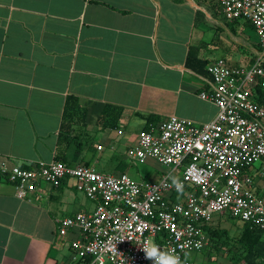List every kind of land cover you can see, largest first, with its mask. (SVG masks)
Instances as JSON below:
<instances>
[{"label": "crops", "instance_id": "obj_1", "mask_svg": "<svg viewBox=\"0 0 264 264\" xmlns=\"http://www.w3.org/2000/svg\"><path fill=\"white\" fill-rule=\"evenodd\" d=\"M247 25L226 20L217 0H0V264H69L58 220L95 209L71 178L21 200L7 171L64 160L105 172L149 120L211 122L207 66L221 52L231 66L252 61ZM71 96L85 122L60 146ZM117 110L116 128L112 116L101 123Z\"/></svg>", "mask_w": 264, "mask_h": 264}, {"label": "built area", "instance_id": "obj_2", "mask_svg": "<svg viewBox=\"0 0 264 264\" xmlns=\"http://www.w3.org/2000/svg\"><path fill=\"white\" fill-rule=\"evenodd\" d=\"M217 1L226 20L248 22L260 42L244 67L223 58L207 66L210 90L201 98L217 107L211 122L171 116L136 135L128 159L165 167L160 180L138 181L126 172L104 174L57 160L7 171L21 200L42 183L59 188L71 178L95 203L90 213L58 220L70 264H152L143 251L152 244L178 255L182 264H204L187 255L210 248L206 228L216 216L264 231V0Z\"/></svg>", "mask_w": 264, "mask_h": 264}, {"label": "trees", "instance_id": "obj_3", "mask_svg": "<svg viewBox=\"0 0 264 264\" xmlns=\"http://www.w3.org/2000/svg\"><path fill=\"white\" fill-rule=\"evenodd\" d=\"M191 61H192V56L189 57L188 65H192ZM206 65L207 63L205 62L201 63L202 70ZM236 67H240V66H236ZM109 110H112V108H109ZM111 116L113 117V120L112 122H110V124L108 122V126L112 128H116L118 125V119H120L121 117V110H117L116 114L113 115L112 114L110 115L108 111H106V114L102 116L101 123L106 124L105 120H107V118H110ZM85 117H86V112L80 108L78 104V100L72 96L68 97L63 115L62 131L59 140L60 146H62V144H64L65 142L69 144L68 142L69 135L75 131V126L81 123V121L85 122ZM156 123H157L156 120H149L148 125L145 127V129H147L150 125H155ZM57 161L66 163L64 160H57ZM25 168H32V167L26 166ZM126 169H127V165L124 162H122V164L119 166V170L121 172H125ZM231 219L236 221V224L240 223L238 220H235L234 218ZM241 224H242L241 225L242 233L235 240L239 252L237 251V254H235L232 259H234L237 264L264 263V231L259 229L258 227L252 226L251 224H247V223H241ZM206 231L212 243L209 250L214 248L218 250L220 247L219 243L221 240H224V238L226 239L223 242L224 245L229 244L232 241V239L228 237L229 232L227 230H220L219 228H214L213 225H211L206 228Z\"/></svg>", "mask_w": 264, "mask_h": 264}, {"label": "rangeland", "instance_id": "obj_4", "mask_svg": "<svg viewBox=\"0 0 264 264\" xmlns=\"http://www.w3.org/2000/svg\"><path fill=\"white\" fill-rule=\"evenodd\" d=\"M244 28H245L244 34L247 37H250L251 43L259 44L260 39L255 29L249 25L245 26ZM211 34L214 35V32L213 33L211 32ZM212 37L213 36H211V38ZM219 37L221 38V41L222 43H224V45L233 47L232 46L233 42H231L226 32L221 33ZM220 57L223 59H226L227 56L223 55L221 52ZM244 66L246 65H242V67ZM138 131H140V128H138L136 132ZM106 161L107 160L103 158L101 160L102 163L98 166V168L102 166L103 163ZM121 162H124L127 165L128 171L126 172H128V174L133 179L138 180V181H154L155 182L159 179V176H161V173L163 174L165 171H167L165 167H161L159 164H157L154 161L147 162L145 164L134 165L128 159L126 152L124 151L122 157L116 158L109 162V167H110L109 170H105V172L104 171L102 172H104V174H114V173L116 174V172H114V169ZM118 173H121V172H118ZM241 225H242L241 223L236 224V221H234L233 219H231V217L227 215H224L222 217L216 216L213 222V227L219 228L220 230H227L229 232L228 237L232 239L231 243L224 245L223 242L226 240L224 238V240H221L219 243L220 244V247L218 249L219 252L215 248L211 250L206 249L201 252H191L187 255V258L196 263H201L204 261L205 264H237L235 260L232 258L234 257L235 254H237V251H238L237 249L238 246L236 245L235 240L242 233ZM70 260H71V257H70ZM69 264H70V261H69Z\"/></svg>", "mask_w": 264, "mask_h": 264}, {"label": "clouds", "instance_id": "obj_5", "mask_svg": "<svg viewBox=\"0 0 264 264\" xmlns=\"http://www.w3.org/2000/svg\"><path fill=\"white\" fill-rule=\"evenodd\" d=\"M176 183L177 189L180 190L182 185L178 182ZM145 253V258L150 260L152 264H182L181 259L178 255L166 250H161V248L155 244L146 246L143 248Z\"/></svg>", "mask_w": 264, "mask_h": 264}]
</instances>
